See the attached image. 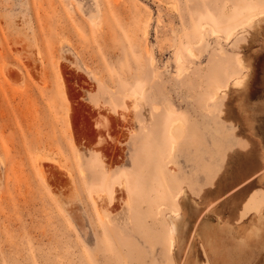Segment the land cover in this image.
<instances>
[{"label": "rangeland", "instance_id": "1", "mask_svg": "<svg viewBox=\"0 0 264 264\" xmlns=\"http://www.w3.org/2000/svg\"><path fill=\"white\" fill-rule=\"evenodd\" d=\"M257 9L0 0V264H176L169 216L239 146L223 108Z\"/></svg>", "mask_w": 264, "mask_h": 264}, {"label": "crops", "instance_id": "2", "mask_svg": "<svg viewBox=\"0 0 264 264\" xmlns=\"http://www.w3.org/2000/svg\"><path fill=\"white\" fill-rule=\"evenodd\" d=\"M251 40L244 83L223 108L239 146L197 196L180 197L176 264H264V32Z\"/></svg>", "mask_w": 264, "mask_h": 264}, {"label": "bare ground", "instance_id": "3", "mask_svg": "<svg viewBox=\"0 0 264 264\" xmlns=\"http://www.w3.org/2000/svg\"><path fill=\"white\" fill-rule=\"evenodd\" d=\"M258 10V9H257ZM259 11V10H258ZM260 12V13H259ZM258 13H259V15L260 16H262L263 18H264V12L263 11H259ZM251 14H253V13H251ZM256 14V13H255ZM257 15V14H256ZM258 15V16H259ZM247 16V15H246ZM259 16V17H260ZM251 17H253L252 15L249 17V18H247V22H243L244 24L243 25H245L246 23H248V20L250 21V19H251ZM255 17V16H254ZM256 19H257V17H256ZM253 19H251V21H250V24L253 22L252 21ZM247 25H249V23L248 24H246V26ZM252 25V24H251ZM251 25H249V26H251ZM206 26L207 25H202V28L203 29H205L206 28ZM248 28V27H247ZM234 31H230V33H228L227 34V36L228 35H231L232 33H233ZM212 35L213 36H215V35H218V32L216 31V30H213L212 31ZM233 35V34H232ZM229 37V36H228ZM233 37V36H232ZM201 43V41L200 40H197L196 41V44H200ZM191 55H193L194 56V54L191 52L190 53ZM238 65H239V68L241 69V68H243L244 66H243V62H242V60L241 59H239V61H238ZM182 71V70H181ZM244 82H243V80H239L238 78H237V81H236V85L237 86H240V85H242ZM133 95V96H132ZM132 95H130V96H132V98H131V100L133 99V97H134V95H135V97L137 98L138 96H141L140 94L138 95L137 93L136 94H132ZM127 97L129 96V95H126ZM130 96H129V98H127V99H130ZM135 99V98H134ZM130 101V100H129ZM130 102H132V101H130ZM130 105V104H129ZM137 106V105H136ZM177 126V124L175 123V122H173L172 124H171V126H169V128H168V130H169V133H171V134H173L174 136H177L178 135V133H175L174 132V130H173V128H175ZM179 217H180V215L179 214H174V215H170L169 216V218H170V225H169V231H170V233L172 234V235H176V233H177V225H176V221L179 219Z\"/></svg>", "mask_w": 264, "mask_h": 264}]
</instances>
